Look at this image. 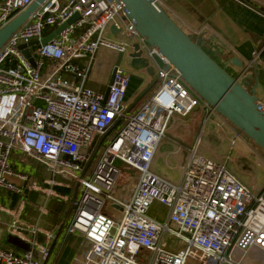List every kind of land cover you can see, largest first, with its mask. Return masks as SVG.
I'll list each match as a JSON object with an SVG mask.
<instances>
[{"label":"built area","instance_id":"2783aa9c","mask_svg":"<svg viewBox=\"0 0 264 264\" xmlns=\"http://www.w3.org/2000/svg\"><path fill=\"white\" fill-rule=\"evenodd\" d=\"M33 1H0V30ZM154 2L163 8L160 0ZM39 6L0 49V191L23 194L12 180L24 182L27 177L9 163L13 150L20 151L46 169L47 186L71 189L75 185L72 211L60 233L46 235L42 244L35 240L40 232L37 225L14 217L12 228L31 234L24 239L29 249L16 254L0 247V264H55L70 236H78L88 246L86 254L75 256L71 264H188L197 253L199 263L209 259L207 264H243L235 251L264 252V186L260 193H252L224 164L199 157L197 142L189 149L180 185L152 172L157 145L166 137L173 115L185 118L195 108L205 115L214 111L183 81L169 59L138 34L124 7L113 0H45ZM75 14V22L49 43L30 49L32 65L19 47L39 42L46 29L54 31ZM111 25L122 39L119 34L115 35L118 41L107 39ZM135 44L158 80L140 110L128 114L125 103L131 75L122 63L112 64L107 98L86 83L99 49L126 58ZM252 54L247 67L264 72V44ZM79 60L88 61L79 65ZM120 119L123 125L104 143L94 167L88 168L94 145ZM116 162L137 173L126 197L114 196L120 176ZM107 203L116 211L115 218L104 209ZM154 204L167 210V222L149 215ZM164 235L176 238L183 248L165 243Z\"/></svg>","mask_w":264,"mask_h":264},{"label":"crops","instance_id":"0c3cea01","mask_svg":"<svg viewBox=\"0 0 264 264\" xmlns=\"http://www.w3.org/2000/svg\"><path fill=\"white\" fill-rule=\"evenodd\" d=\"M160 2L163 9L185 34L192 36L194 41L211 51L219 60L228 62L235 71L240 70L238 79L243 81L244 85L246 82L254 86L255 78L248 72L247 66L252 60V53L264 44V17L261 15L264 14V0H160ZM108 36L109 34L106 37ZM216 47L220 48V52L215 50ZM115 57L114 51L103 48L97 51L86 83L89 89L94 92H105ZM238 64H241L243 69ZM129 75H131V83L126 92L125 103L127 113L131 103L151 80L145 70L134 69ZM194 111L204 115L200 108H195ZM211 116L214 118L217 114ZM169 139L177 146L181 145L176 140ZM170 147L168 145L166 150ZM9 163L16 173L26 175L27 179L24 182L12 180L23 189L22 195L0 191V207L5 209L3 212L0 211V247L22 254L29 249V244L25 240L31 238V234L27 230L12 228L11 221L14 217L20 222L37 225L40 232L35 240L42 244L46 235L56 236L60 233L61 221L71 213L68 210L70 208L72 211V206L69 200L70 193L61 194L55 187H49L44 183L48 178L46 169L34 159L13 150ZM151 170L157 176H161L166 171L163 160L157 157L156 152L151 162ZM14 198L16 202L12 206L11 202ZM154 205L152 208L154 214L149 211V215L151 217L157 215L160 222H167V210L158 204ZM6 209L9 211L6 212ZM12 211H15L13 215ZM66 239V243L55 257V264H71L73 258L79 256L84 245L83 240L78 236H70Z\"/></svg>","mask_w":264,"mask_h":264},{"label":"water","instance_id":"95a60500","mask_svg":"<svg viewBox=\"0 0 264 264\" xmlns=\"http://www.w3.org/2000/svg\"><path fill=\"white\" fill-rule=\"evenodd\" d=\"M44 1L34 0L29 7L0 30V49L11 35L39 10V5ZM113 1L124 7L128 21L132 22L138 34L145 39L147 44L169 59L171 65L181 74L183 81L188 84L202 101H205L213 109L215 114L224 118L238 131L243 132L253 144L264 150V104L260 103L255 96L256 85H254L250 93L243 81L233 78L226 72L225 68L219 66L203 51L199 42L194 41L185 34L168 13L154 0ZM76 18L77 15L75 14L64 24L58 26L51 34L41 38L39 42L31 41L27 44H22L19 47L20 51L32 65H35L30 49L49 43L64 28L72 25ZM119 32L114 25H111L107 39L118 41L115 35H118ZM141 55L138 45L135 44L126 58L121 53L115 57L116 67L121 65L124 59H129L133 69L145 70L151 78L147 87L140 92L137 98L147 94L158 80L157 76L154 75L153 67ZM240 67L243 69L242 66ZM114 69L112 70L109 84L112 83ZM104 94L105 98H107V90H105ZM96 147L91 158L96 152Z\"/></svg>","mask_w":264,"mask_h":264},{"label":"rangeland","instance_id":"374dc122","mask_svg":"<svg viewBox=\"0 0 264 264\" xmlns=\"http://www.w3.org/2000/svg\"><path fill=\"white\" fill-rule=\"evenodd\" d=\"M118 37L119 39L123 38L121 34H119ZM87 61L88 60H79L76 63L83 65L87 63ZM122 68H125L124 70L127 74L134 71L130 65L129 59L123 60ZM66 77L75 83L72 77ZM245 84L247 90L252 92L253 87L251 88V85L246 82ZM211 115H203L198 111H193L185 118L178 115H173L170 118L167 125L166 137L159 141L156 150L157 157L163 160V164L166 168V171L159 177L174 185H180L182 183L184 168L190 157L189 149L194 147L197 142L196 154L199 157L209 159L211 162L218 165L224 164L227 170L244 183L252 193H260V190L264 186V150L253 144L243 132L238 131L224 118L218 115L213 118ZM169 138L179 142L181 147L171 142ZM233 141L234 143L232 144ZM168 145L171 147L169 150H166ZM115 165L120 170V176L116 182L117 185L114 196L126 197L133 189L137 173L121 162H116ZM56 180L66 183L62 178H56ZM72 194L73 193H71L69 197L70 201L72 200ZM154 206H152V208H154ZM152 208L150 213L154 211ZM104 209L109 211V215L112 218L116 217V211L112 210L108 203L105 205ZM68 212H71L70 208ZM67 216L68 214L61 222H63ZM42 225L43 222L40 226L42 227ZM163 237L165 243L168 245L172 244L174 249L183 248V244L176 238L168 235H164ZM87 249L88 246L84 244L79 253V257L86 254ZM197 255L198 253L194 257H189L188 264L208 263L209 259H205L203 263H199ZM236 257L237 259H241L243 264H261L264 262V252H260L256 249L248 250L245 254L235 251V258Z\"/></svg>","mask_w":264,"mask_h":264},{"label":"trees","instance_id":"16d2710c","mask_svg":"<svg viewBox=\"0 0 264 264\" xmlns=\"http://www.w3.org/2000/svg\"><path fill=\"white\" fill-rule=\"evenodd\" d=\"M52 32H53V29L52 30L51 29H46L45 32H44V36H48ZM188 36L192 38V36H190V35H188ZM202 49L219 66L225 68L226 72L229 73L233 78H235V79H238L239 78V74H240L239 71L240 70L239 71H235V69L228 62H224V61L219 60L207 48L202 47ZM215 50L217 52H220V48L219 47H216ZM248 72L252 73V75L255 78V84H253V85H256V88H255V96H256V98H258V100L260 102L264 103V72L259 67H257V69H255V68H249ZM155 87L156 86L151 87L149 89V91L147 92V94H145L144 96H142L140 98H136V100L134 101V104H132L131 105V108L127 110L128 113H130V114L137 113L140 110V108L142 107V105L149 99V97L151 96V94H152L153 90L155 89ZM252 87H254V86H251V88ZM122 125H123V120L122 119L116 121L114 123V125L109 129V131L100 140H98L100 142L97 145V147H96V144L98 142H96V144L94 145L93 148L95 149V147H96L97 149H96V152H95L94 156L91 158L90 162L88 163V166H87L88 168H93L94 167V164L96 163L99 155L102 152V149H103L102 147H103L104 143L106 141L112 139L114 137V135L119 131L118 130L119 127L122 126ZM55 188L61 194H69V193L71 194V193H73V190L75 188V185H73V188H71V189L63 188V187H61V188L55 187ZM15 202H16V199L14 198L12 200V202H11V205L14 206V203ZM66 241H67V239H66ZM66 241H65V243H66Z\"/></svg>","mask_w":264,"mask_h":264}]
</instances>
